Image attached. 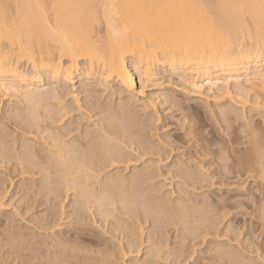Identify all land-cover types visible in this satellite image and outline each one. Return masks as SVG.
<instances>
[{
  "label": "bare ground",
  "instance_id": "1",
  "mask_svg": "<svg viewBox=\"0 0 264 264\" xmlns=\"http://www.w3.org/2000/svg\"><path fill=\"white\" fill-rule=\"evenodd\" d=\"M101 24L104 31L98 29ZM163 69L199 90L208 85L227 95L233 86L245 102L256 85L264 87V0H0V101L14 99L23 106L4 109L7 116L0 120V167L9 165L21 178L19 186L26 198L50 195L61 186L70 190L69 215L75 222L83 225L87 217H98L107 223L111 217L113 236L126 239L128 248L137 254V229L120 214L150 217L154 229L174 222L188 235L210 234L220 224L209 219L215 202L182 196L189 193L186 186L202 184L197 164L204 162L200 159L204 149L197 143L165 142L155 132V116L140 119V115L135 116V106L132 108L136 103L146 110L152 105L153 100L143 97L144 82ZM78 81L84 103L74 90ZM98 87L110 92L115 88L122 102L103 108L95 101ZM69 95L74 97L72 103L65 101ZM255 96L248 100L258 108L262 101L260 95ZM225 112L222 110L223 115ZM5 119H14L26 132L21 134L20 144L13 141L19 144L17 148L9 144ZM261 128L251 130L246 140L229 142L231 157L243 151L250 156L243 162L235 158L236 177L264 179ZM161 176L177 178L173 190H164L165 184L157 182ZM232 182L228 184L238 183ZM199 186L203 185L196 188L201 189ZM260 186L263 192L264 184ZM176 192L181 196H174ZM196 204H207L208 208ZM99 220L93 222L99 224ZM15 221L16 215L8 213L1 226L9 229L6 244L21 248L25 244ZM55 222L52 226L61 225ZM226 225L225 233L232 229ZM77 232V240L93 243L83 229ZM162 242L148 246L142 264H154L161 257ZM213 250L221 258L236 252L230 244L216 245ZM7 253L0 252V264H9ZM15 253L28 255L27 264H79L73 259H84L80 252ZM36 258L45 261L37 263Z\"/></svg>",
  "mask_w": 264,
  "mask_h": 264
},
{
  "label": "rangeland",
  "instance_id": "2",
  "mask_svg": "<svg viewBox=\"0 0 264 264\" xmlns=\"http://www.w3.org/2000/svg\"><path fill=\"white\" fill-rule=\"evenodd\" d=\"M104 28V24L98 26L100 31H102V29L104 31ZM139 75L140 73L138 72L135 75L138 89L140 88ZM144 85L143 97L146 100H153L156 102L154 103L151 101L152 103H150L152 105L147 108V110L143 109V107L137 103V105L134 104L132 108L135 106V114L138 113L135 116L140 115V119H142V117L145 119L147 115L153 114L155 116L154 119L157 120L155 122L152 121L157 129L155 132L159 135V137H157H161L163 140L166 139L167 141H164L167 143L179 141L181 143L185 142L184 145L188 146H192V144L194 146L195 143H197L200 145L199 149H204V152L200 157V159L204 161V164L202 163L203 166H201L202 164H200V166L197 164L199 167L198 170L200 169L199 172H202V178L199 176L202 179V184L198 185L203 186H199L201 188L199 189L196 188L198 187L197 185L195 188L193 187L194 190L192 187L186 186L185 190L187 189L188 191L186 190L187 192H185L186 194L188 192L190 194H183L182 196H186L187 198L190 196V199L192 198L194 201H197L198 197L199 200L201 198V201L204 198L205 200L207 199L205 202L209 200L210 203L215 202V204H213L214 208H210L212 209L211 212H214L209 213V219H213L215 222H220V224L217 225V228H212L210 234L207 235H188L187 233H184L185 231H183V229L179 228L180 226H176L174 222L169 225L165 224L164 227L154 229L153 221L150 217V219H145L144 217L141 219L132 216L131 218L133 219H131L129 216L120 214L121 216L123 215L122 217L126 218L127 222L130 221V225L134 224L133 229L136 227L138 230H135L138 233H136V235L139 238L138 245L140 248V251H138L140 253L137 254V251L133 249L132 251L128 248L126 239L113 236V228L110 226V223L113 221L111 217H108L107 223L100 222L98 217L94 219L87 217V219L83 220V225L78 224L73 220L74 217L70 216V213L72 212V197L70 195V190L68 191L65 188L66 191L61 186L60 189L55 191V193L52 192L50 195L42 196V194H40L37 195V197L30 196L26 198L22 195L25 194L23 193L24 189L19 186L21 178L16 177V173L12 172L9 165H5L4 167H0V252H8L6 255V261L8 260L9 264L28 263V255L19 256L16 255L15 252H80V254H84V256L82 255L83 257L80 256V258L84 259H73L79 264H96L97 262H99L97 264H115V262H118L117 264H138V262L143 263V261H145L144 259L146 256L144 253L147 252L148 246L152 245L153 242L155 243V241L156 243L163 241L160 243L161 248H163L161 257L158 260L156 259L154 264H264V190L262 192V186H260L261 184H264V179H261L260 177H256V179H248L245 175L236 177L238 171L235 162L236 159L237 161L242 162L248 161L250 156H248L247 152L243 151L236 153L234 155L236 156L235 159L234 157H231L230 153L227 151L230 141L235 140L239 142L246 140L250 137L251 130L253 132L257 130V127H262L261 129H263L264 87L262 89V87L256 85V89L249 91V95L246 96L249 100H253L254 97H256L255 95H260L259 100L262 101L261 104L263 106L260 105L258 109L253 108V105H251L248 99L244 98L245 102H243V97L241 98L237 95L235 87L233 86L230 89V91H232L230 92L231 94L227 95H220L218 89H211L208 85L203 86L202 89L199 90L177 76V74L171 73L169 70H160L158 74L152 76V79L146 80ZM74 86V90L76 89L75 92L78 93L80 99L83 100H81L80 103H84V92H81L82 88L80 87L79 81L75 83ZM114 89L112 88V92H110V89L104 90L103 87H98V91L94 93L95 97H97L95 101L104 105L103 108L105 109L106 107H110V105L111 107H117L122 100L117 93L118 90L115 89L114 91ZM96 93H99V95ZM110 93H112V95ZM72 97L73 95L67 96L65 101L67 103H72L74 101V97ZM247 100L248 102H246ZM6 103L9 106H6ZM15 105L23 107L22 103L19 104L14 99L7 101L4 100V102L0 101V120L7 116L4 114V111L15 107ZM134 109L132 110L135 112ZM222 110L227 111L224 114L226 117L222 114ZM229 111H231V113ZM237 112L240 115H238ZM74 113L78 115L79 112L77 113L76 111ZM5 121L6 129L11 135V137L10 135L8 136L12 141L11 142L8 139L10 141L9 144L12 146L16 144V147H14L17 148L21 143L19 141V138L22 136L21 134H26V132H23L22 129L19 128L21 125H18L17 127L14 119H5ZM13 141L18 142L19 144ZM165 162L169 163L170 159L165 160ZM165 162H161V164H165ZM135 164H139V167H143V164L140 162H136ZM195 165L196 164H194V166ZM221 165L224 168L221 167ZM207 173L208 175H206ZM204 175L206 177H204ZM168 178H170V176ZM168 178L166 179L161 176L157 179V182L161 185L165 184V189L163 188L164 190L170 189L169 191H171L174 189H172V187L176 186V181L174 182V180H177V178H171L172 180L169 179L171 181H169ZM253 180L257 182L259 181V183L254 182ZM232 181L238 182L239 184L230 185L233 183ZM222 182H224V184H222ZM228 182L230 184H228ZM19 192H21V194ZM1 193H3L2 196ZM177 193L178 192H176V195L174 194V196H181L180 192V194ZM218 199H221L220 201L223 203H220ZM216 203L218 205H216ZM193 205L194 204H191L190 206ZM197 205L200 208H208L207 204H196L195 206L198 207ZM8 213L16 215L17 221H15L14 224L16 229L18 228L17 230L20 231L18 234L23 236V238L21 236V241H24L23 243L25 244V246L21 248H14L10 244H6V235L9 234V229L4 228L1 224L3 220L6 219ZM60 215H62L61 218ZM92 219L94 222L99 220V224L94 223ZM55 221H57V224L59 223L58 225H61H56V227L52 226L54 225L53 223H56ZM133 221L135 222L131 223ZM225 223L232 226V229L230 230L231 232H224V229L227 226ZM81 229H83L85 237L93 240L92 244L88 241L84 242L76 239L75 233L78 235L79 232L77 231ZM177 229L180 230L178 231ZM149 234L151 237L152 235L155 237L151 238ZM59 240L62 241L59 242ZM63 241H65V243H63ZM247 243H251L252 245L250 244L249 246L252 248L247 246ZM219 244L220 246H227V244L232 246V250L236 251L232 252L235 257L231 255L234 257L232 258L233 260L229 259V254L221 258L220 255L218 256L217 253L213 252L214 247L216 245L219 246ZM45 245L47 247H45ZM63 245H65L67 249H65L66 247L63 248ZM248 248L249 250H246ZM107 252L112 253V255H106L108 254ZM105 255L107 257L109 256L108 258L110 260H108V262L105 259ZM102 256H105L103 257L104 259ZM87 259H90V261ZM44 261L45 258L35 259V262L37 263H43Z\"/></svg>",
  "mask_w": 264,
  "mask_h": 264
}]
</instances>
